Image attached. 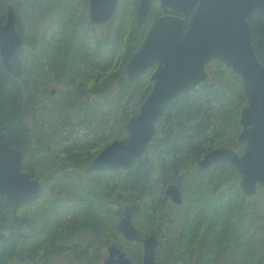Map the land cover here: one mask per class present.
Returning a JSON list of instances; mask_svg holds the SVG:
<instances>
[{
	"label": "trees",
	"instance_id": "1",
	"mask_svg": "<svg viewBox=\"0 0 264 264\" xmlns=\"http://www.w3.org/2000/svg\"><path fill=\"white\" fill-rule=\"evenodd\" d=\"M10 3L23 42L9 67L0 59V133L23 151V168L44 190L25 207L0 195L7 234L0 264H67L54 258L69 251L101 264L100 245L110 243L141 264L142 243L128 241L119 226L124 207L134 202L141 204L134 224L142 236L158 239L160 264H264V187L245 195L231 162L199 165L214 148L243 152L247 99L240 77L221 61L209 64L207 79L160 116L149 149L129 171L86 173L107 144L127 135L126 123L152 88V68L129 80L125 65L163 13L160 2L154 0L142 28L140 0H119L113 17L98 25L89 0H0V23ZM252 28L254 41L262 37L264 17L255 14ZM257 55L264 64V51ZM110 121L116 131L101 146L63 143L67 133L100 131ZM172 183L183 192L181 205L166 195ZM76 233L86 235L87 245L66 250L62 243Z\"/></svg>",
	"mask_w": 264,
	"mask_h": 264
},
{
	"label": "water",
	"instance_id": "2",
	"mask_svg": "<svg viewBox=\"0 0 264 264\" xmlns=\"http://www.w3.org/2000/svg\"><path fill=\"white\" fill-rule=\"evenodd\" d=\"M154 0H140L139 26L146 22ZM119 0H90V17L101 24L113 16ZM164 13L157 17L140 49L125 66L128 79L156 65L150 76L153 86L138 114L125 125L127 135L106 145L86 168L87 172L129 171L149 149L160 116L175 97L189 92L207 79V65L221 61L240 76L247 104L242 108L239 138L245 142L242 154L231 146L212 149L199 162L202 168L213 163L231 162L241 174L240 187L245 195H254L264 186V64L257 50L264 51V35L254 41L252 17H264V0H160ZM189 14L188 19L172 13ZM17 29V12L10 4L6 21L0 23V58L10 59L22 45ZM55 90L52 91V94ZM23 151L11 145L8 135L0 133V195L14 204L36 200L43 192L41 182L23 168ZM166 195L176 204L184 202L178 184H169ZM141 204L123 209L120 230L129 241L141 242V264H159L155 235L144 237L134 224ZM0 226V240L6 237ZM102 264H133L127 252L115 244L107 247Z\"/></svg>",
	"mask_w": 264,
	"mask_h": 264
},
{
	"label": "rangeland",
	"instance_id": "3",
	"mask_svg": "<svg viewBox=\"0 0 264 264\" xmlns=\"http://www.w3.org/2000/svg\"><path fill=\"white\" fill-rule=\"evenodd\" d=\"M45 23L43 22L40 26H39V31L42 30L44 28ZM99 31H101V28H98ZM22 46V45H21ZM117 123L115 121H110L104 128L103 130L100 131H96L94 129L89 128H85L84 130H79L80 128H78L79 132H76V130H74L72 132V134H65V136L63 137V143L64 144H71L74 142H78L79 141H85L89 144H96V146H101L104 142H106L113 134L114 131H116V127ZM76 132V133H75ZM82 143V142H81ZM100 171H104V170H100ZM86 172V171H85ZM89 173V172H86ZM43 179H46V177H44ZM239 180L237 181V183L239 184L240 181V177L238 178ZM47 182L49 183L50 181L47 180ZM52 195H46V200L48 199H52L51 198ZM57 196V195H55ZM63 196V195H62ZM39 199V198H38ZM70 201V200H69ZM68 201V202H69ZM34 203V202H33ZM20 205V204H19ZM31 205V204H28ZM23 207L27 206V204H22ZM51 206V205H50ZM26 212V211H25ZM80 242V247H84L85 245H87V237L85 234L82 233H76L73 236H71L70 238H67V241L62 243V245L66 248V250L68 248L67 244H72L75 245L76 243ZM67 245V246H65ZM99 245V244H98ZM109 244H101L100 245V250H98L99 253L103 254V259L101 261V264L103 262V260L105 259V257L108 255V251H107V247ZM128 246V244H126ZM95 246V245H94ZM103 246V247H102ZM129 249V246H128ZM77 255H79L78 251H69L66 252L65 255H57L55 256V261L56 262H60V261H64L67 264H87V255H83L79 258H77ZM92 264H98V262L92 261Z\"/></svg>",
	"mask_w": 264,
	"mask_h": 264
},
{
	"label": "flooded vegetation",
	"instance_id": "4",
	"mask_svg": "<svg viewBox=\"0 0 264 264\" xmlns=\"http://www.w3.org/2000/svg\"><path fill=\"white\" fill-rule=\"evenodd\" d=\"M89 4H90V3H89ZM175 204H176V203H175ZM137 229H138V228H137ZM138 230H139V229H138ZM148 236H150V235H148ZM144 237H147V236H144ZM110 244H112V243H110ZM110 244H109V245H110ZM109 245H108V246H109ZM157 260H158V259H157ZM159 264H160V263H159Z\"/></svg>",
	"mask_w": 264,
	"mask_h": 264
},
{
	"label": "bare ground",
	"instance_id": "5",
	"mask_svg": "<svg viewBox=\"0 0 264 264\" xmlns=\"http://www.w3.org/2000/svg\"><path fill=\"white\" fill-rule=\"evenodd\" d=\"M129 60V59H128ZM152 142V141H151ZM145 154V153H144Z\"/></svg>",
	"mask_w": 264,
	"mask_h": 264
}]
</instances>
